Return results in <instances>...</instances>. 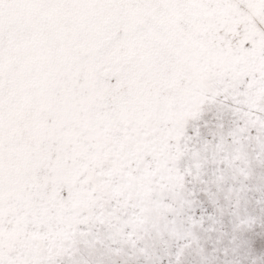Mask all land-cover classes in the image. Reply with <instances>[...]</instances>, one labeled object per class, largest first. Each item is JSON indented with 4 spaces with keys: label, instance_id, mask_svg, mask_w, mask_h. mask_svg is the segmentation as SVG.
I'll use <instances>...</instances> for the list:
<instances>
[{
    "label": "snow or ice",
    "instance_id": "snow-or-ice-1",
    "mask_svg": "<svg viewBox=\"0 0 264 264\" xmlns=\"http://www.w3.org/2000/svg\"><path fill=\"white\" fill-rule=\"evenodd\" d=\"M0 264H264V0H0Z\"/></svg>",
    "mask_w": 264,
    "mask_h": 264
}]
</instances>
